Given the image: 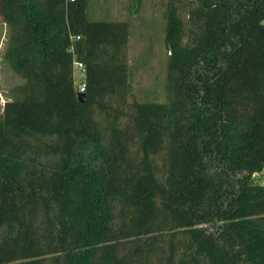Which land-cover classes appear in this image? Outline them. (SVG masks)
I'll list each match as a JSON object with an SVG mask.
<instances>
[{
	"label": "trees",
	"instance_id": "1",
	"mask_svg": "<svg viewBox=\"0 0 264 264\" xmlns=\"http://www.w3.org/2000/svg\"><path fill=\"white\" fill-rule=\"evenodd\" d=\"M182 1L165 100L130 102L128 20L0 0L24 79L0 119V264H264V0H188L187 22Z\"/></svg>",
	"mask_w": 264,
	"mask_h": 264
},
{
	"label": "rangeland",
	"instance_id": "2",
	"mask_svg": "<svg viewBox=\"0 0 264 264\" xmlns=\"http://www.w3.org/2000/svg\"><path fill=\"white\" fill-rule=\"evenodd\" d=\"M170 0H142L139 12L131 10L135 0H89V15L94 19L128 20L130 39L128 64L130 92L128 101L165 100L168 50L165 45V9ZM188 0L182 1L180 13L188 21ZM135 6V5H134ZM10 27L0 14V119L5 103L16 98L23 77L10 65L6 56ZM75 83L81 82L82 70L74 64ZM253 180L264 183V171L253 175ZM122 253L125 243L119 244Z\"/></svg>",
	"mask_w": 264,
	"mask_h": 264
},
{
	"label": "built area",
	"instance_id": "3",
	"mask_svg": "<svg viewBox=\"0 0 264 264\" xmlns=\"http://www.w3.org/2000/svg\"><path fill=\"white\" fill-rule=\"evenodd\" d=\"M71 1H74V0H71ZM75 64H77L79 68H81V69L83 68V64L82 63L75 62ZM77 87H78V90H79V93H80V92H84L85 91V87L86 86H85L84 83L80 82V84H78Z\"/></svg>",
	"mask_w": 264,
	"mask_h": 264
},
{
	"label": "water",
	"instance_id": "4",
	"mask_svg": "<svg viewBox=\"0 0 264 264\" xmlns=\"http://www.w3.org/2000/svg\"><path fill=\"white\" fill-rule=\"evenodd\" d=\"M78 97H79L80 100H83L84 97H85V93L84 92L78 93Z\"/></svg>",
	"mask_w": 264,
	"mask_h": 264
}]
</instances>
